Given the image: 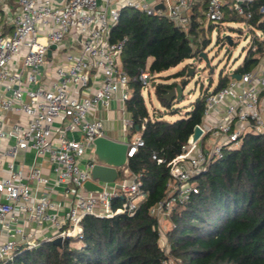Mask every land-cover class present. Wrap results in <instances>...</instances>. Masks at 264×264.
<instances>
[{
    "label": "built area",
    "instance_id": "2783aa9c",
    "mask_svg": "<svg viewBox=\"0 0 264 264\" xmlns=\"http://www.w3.org/2000/svg\"><path fill=\"white\" fill-rule=\"evenodd\" d=\"M6 1L0 0L3 24L11 28L8 33L0 25V264H12L16 256L57 238L81 241L85 216L131 217L146 197L140 175L134 174L130 182L117 177L113 183H99L100 193L82 190L91 181L93 142L105 137L102 120L93 114L99 107L108 110L113 100L124 107L131 82L145 91L158 84L148 69L134 77L120 69L126 38L110 42L109 34L121 9L166 18L187 32L192 8L203 3L199 24L222 23L227 15L243 21L250 33L243 38L247 58L257 60L248 71L232 72L239 80L229 76L224 87L205 93L202 121L196 125L201 134L195 141L188 138L169 161L152 154L169 175L165 197L149 209L159 239L160 221L172 227L175 208L198 193L195 179L226 151L238 148L245 135L264 132V30L257 27L264 5L259 7L263 17L253 24L255 0H13V11ZM147 120L127 143L128 158L143 146L141 130ZM121 125L126 132L134 127L130 118ZM86 152L91 159L81 169L76 159ZM56 195L62 201L54 203ZM117 199L121 203L113 208ZM162 251V264H167L169 244Z\"/></svg>",
    "mask_w": 264,
    "mask_h": 264
},
{
    "label": "trees",
    "instance_id": "16d2710c",
    "mask_svg": "<svg viewBox=\"0 0 264 264\" xmlns=\"http://www.w3.org/2000/svg\"><path fill=\"white\" fill-rule=\"evenodd\" d=\"M255 0L253 24L263 17ZM203 3L190 12L187 32L163 17L123 8L117 24L109 34L110 42L126 38L120 54V69L130 77L148 69L159 74L184 60L199 57L207 45L211 25H200ZM225 20H238L227 15ZM264 30L263 22L257 25ZM152 59L147 67V62ZM257 62L246 58L241 70L248 71ZM187 71V67H185ZM185 71V72H186ZM161 84L154 88L157 99L170 105L163 95L166 90L186 83ZM228 80H220L214 91ZM131 96L125 103L133 121L131 134L143 119V146L128 159L127 169L140 175L146 197L136 213L112 218L85 216L81 221L82 240L66 239L61 247L52 242L16 256L12 264H162L166 259L159 246L157 221L149 209L167 192L168 170L152 159V154L169 161L178 155L196 125L202 121L204 96L193 109L175 121L152 119L142 97V88L131 82ZM122 174V170L118 175ZM198 193L172 212V227L167 234L170 254L179 264H264V132L247 134L238 148L228 150L210 164L206 173L195 179ZM121 203L117 199L113 208Z\"/></svg>",
    "mask_w": 264,
    "mask_h": 264
},
{
    "label": "rangeland",
    "instance_id": "374dc122",
    "mask_svg": "<svg viewBox=\"0 0 264 264\" xmlns=\"http://www.w3.org/2000/svg\"><path fill=\"white\" fill-rule=\"evenodd\" d=\"M209 24L211 29L206 35L208 42L203 50L208 63L201 58L193 57L154 76V80L161 84L182 83L184 80L186 85L182 90L180 100L174 98L170 105L166 106L157 99L153 89L149 88V91L142 89L144 104L152 119L172 122L184 117L193 109L197 98L206 91L214 90L220 80H229L233 71L241 70L248 51V44L243 38L250 34L246 31L245 23L241 20H227L222 23H206V25ZM227 36L232 40L231 45L228 44ZM185 67H187V71ZM189 68L191 70H188ZM189 71L191 75L187 76ZM117 129L118 127H116L113 136L118 137ZM90 159V152H86L82 157L76 159V163L81 169H84ZM170 230V222L162 219L159 227L161 249L167 248L169 244L167 234ZM167 255V264H179L178 260H174L170 253Z\"/></svg>",
    "mask_w": 264,
    "mask_h": 264
},
{
    "label": "water",
    "instance_id": "95a60500",
    "mask_svg": "<svg viewBox=\"0 0 264 264\" xmlns=\"http://www.w3.org/2000/svg\"><path fill=\"white\" fill-rule=\"evenodd\" d=\"M226 39L228 41V44L231 45V38L227 36ZM54 48V46H51L48 50V58L50 57L51 50ZM199 57L206 63H208L204 52L200 53ZM188 70H191V68H189ZM189 75H191L190 71L189 73H187V76ZM230 77L236 80H239L240 78L238 74H232L230 75ZM181 97L182 87L179 84L174 88L166 90L163 95V99H165L169 103L174 98L180 100ZM200 134V128L198 126H195L189 138L193 142L199 137ZM93 145L94 162L90 163L91 181L85 182L82 185V190L87 193H100L101 187L98 185L99 183H113L117 179L120 169L127 168L129 159L127 157V153L129 150L127 143L114 141L107 137L96 138L93 142ZM52 243L57 247H61L62 239L57 238Z\"/></svg>",
    "mask_w": 264,
    "mask_h": 264
},
{
    "label": "crops",
    "instance_id": "0c3cea01",
    "mask_svg": "<svg viewBox=\"0 0 264 264\" xmlns=\"http://www.w3.org/2000/svg\"><path fill=\"white\" fill-rule=\"evenodd\" d=\"M6 4H8L10 6V9L13 11V5H14V1L13 0H7L5 2ZM1 11V8H0ZM12 11H10V13H12ZM1 12H0V25L2 26V28L4 29L5 32L11 33V28L10 27H5L3 24V17L1 16ZM152 59H149L147 62V67L150 65ZM119 66H120V59H119ZM94 117L102 120L103 122V131H104V136L114 140V141H118V142H125V143H129L132 141L131 139V132L129 131H124L122 129V125H121V121L123 118H129L127 112H126V108L125 106L122 107V105L116 101L113 100L110 104V108L108 110H104L101 107L98 108V110L93 114ZM116 127H118L117 129V134L118 137L113 136V133L116 129ZM30 158H31V154L27 155V161L30 162ZM86 166V165H85ZM43 170L44 173L48 176H50V166L47 163L43 164ZM126 172H122V174L119 176L118 175V179L119 180H126L127 182H130L133 179V174L128 170L125 169ZM38 193L40 192V189H37ZM59 190V189H58ZM62 201L61 197L56 195L53 197V202L54 203H58ZM143 201V199H140L139 202L141 203ZM65 206L63 203L62 208L60 209L59 214H62V212L64 211Z\"/></svg>",
    "mask_w": 264,
    "mask_h": 264
}]
</instances>
